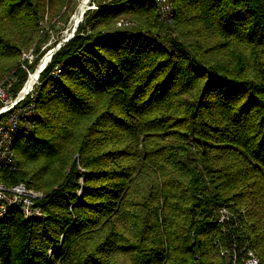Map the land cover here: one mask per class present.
Returning <instances> with one entry per match:
<instances>
[{
  "label": "trees",
  "instance_id": "1",
  "mask_svg": "<svg viewBox=\"0 0 264 264\" xmlns=\"http://www.w3.org/2000/svg\"><path fill=\"white\" fill-rule=\"evenodd\" d=\"M172 3L170 26L148 0L87 9L39 73V116L0 182L40 192L44 216L0 221V264H224L219 245L238 233L264 264V0ZM70 5L0 0L14 94L21 53Z\"/></svg>",
  "mask_w": 264,
  "mask_h": 264
},
{
  "label": "built area",
  "instance_id": "2",
  "mask_svg": "<svg viewBox=\"0 0 264 264\" xmlns=\"http://www.w3.org/2000/svg\"><path fill=\"white\" fill-rule=\"evenodd\" d=\"M157 13L158 20L164 25L170 26L173 23L174 7L172 0H148ZM95 8L94 5L91 9ZM135 23L128 19H120L116 27H126ZM49 56V60H50ZM33 58V49L21 53L19 67L27 70L28 79L30 72L26 68L28 62ZM17 67L10 70L0 80V166L10 170L16 169L14 145L23 133H29L31 127L39 116L35 107V97L38 85V78L31 88L23 91L24 84L14 94L13 86L17 82ZM60 67L54 66L50 73L52 80L58 81ZM41 197L40 192L29 189L25 183L17 182L6 185L0 182V221L10 216L12 211H17L22 217L28 219H39L44 216L41 207L37 204V199ZM230 202L218 208L217 221L227 223L233 219L230 210ZM226 239L225 244H220L216 239L214 244L219 245V256L225 257L224 264H260L253 250L249 247L244 235L238 233ZM190 264H204L199 254H194Z\"/></svg>",
  "mask_w": 264,
  "mask_h": 264
},
{
  "label": "rangeland",
  "instance_id": "3",
  "mask_svg": "<svg viewBox=\"0 0 264 264\" xmlns=\"http://www.w3.org/2000/svg\"><path fill=\"white\" fill-rule=\"evenodd\" d=\"M93 1H94V3L92 2L90 4L94 5L96 8L97 4L98 5H104V4L111 2L112 0H93ZM80 2H81V0H71V5H70L69 10L63 16L59 17V19L57 21H54V25L47 26V29H46L47 30L46 31L47 37H46V39H44L42 41V43L39 44L38 51L36 53H34V51H33V58L31 60V62H28V64H32L34 62V59L36 56L37 57L39 56L40 58H39L38 62L32 67V69H29V72H31L35 69V67L39 64L40 59L43 56H45V54H47V52L50 49L54 48L59 41H61L62 39H64L65 37L68 36V34H66V32L69 33L68 29H69L71 18L73 16V14L75 13L76 9L79 7ZM89 2H90V0H89ZM95 8H92V9H95ZM75 24H76V22L74 23V25ZM74 25H73V27H74ZM131 26H133V25H129L126 27H131ZM55 41H57V42H55Z\"/></svg>",
  "mask_w": 264,
  "mask_h": 264
},
{
  "label": "bare ground",
  "instance_id": "4",
  "mask_svg": "<svg viewBox=\"0 0 264 264\" xmlns=\"http://www.w3.org/2000/svg\"><path fill=\"white\" fill-rule=\"evenodd\" d=\"M90 5L89 0H81L79 7L76 9L75 13L73 14L71 21H70V25H69V33H71L72 29H73V25L75 22H78L82 12L84 9L87 8V6ZM68 32H66V34H69ZM65 36V35H64ZM50 55V50L47 52V54H45V56H43L40 59L39 64L35 67V69L33 71L30 72V75L28 77V79L26 80L25 84H24V88L23 91H26L28 89L31 88L32 84L35 82L36 78H38V72L39 70L43 67V65L46 63V61L48 60V57Z\"/></svg>",
  "mask_w": 264,
  "mask_h": 264
},
{
  "label": "water",
  "instance_id": "5",
  "mask_svg": "<svg viewBox=\"0 0 264 264\" xmlns=\"http://www.w3.org/2000/svg\"><path fill=\"white\" fill-rule=\"evenodd\" d=\"M91 6H92V5L90 4V5L87 6L86 9L83 10V12H82V14H81V18L79 19L78 22H76V24L74 25V27H73L71 33H69L67 37H65L64 39H62L61 41H59V42L57 43V45H56L54 48L50 49V55H49V56H52V54L55 52L56 49H58L61 45H63L68 39H70V38L73 36V34H74L75 30H76V27H77L78 23H79V22L82 20V18H83V15H84L85 11H86L87 9H90ZM50 58H51V57H50ZM47 62H49V57H48V60L46 61V63L43 65V67L39 70V72H38V76H39V73L43 70V68H44L45 65L47 64Z\"/></svg>",
  "mask_w": 264,
  "mask_h": 264
}]
</instances>
